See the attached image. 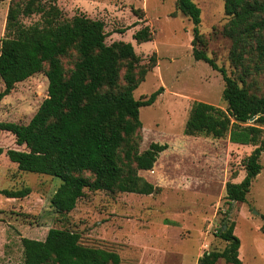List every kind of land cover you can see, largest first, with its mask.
Wrapping results in <instances>:
<instances>
[{
  "label": "rangeland",
  "instance_id": "rangeland-1",
  "mask_svg": "<svg viewBox=\"0 0 264 264\" xmlns=\"http://www.w3.org/2000/svg\"><path fill=\"white\" fill-rule=\"evenodd\" d=\"M9 1L0 0V44L6 36L12 37L5 30ZM38 2L47 5L50 0ZM193 2L201 12L199 48L251 93L264 95V55L254 50L255 40L244 45L242 66L235 67L230 60L233 40L225 31L229 18L223 1ZM55 4L66 19L81 13L102 21L107 45L115 41L132 45L138 65L146 70L133 91L135 99H144L160 87L162 91L153 104L139 109L141 129L133 174L122 179L114 192L85 190L66 215L50 207V198L61 183L58 178L18 171L16 164L0 155V190L30 189L21 199L0 194V264H23L21 239L43 240L50 228L76 232L83 246L117 253L120 264H198L204 252L221 251L225 242L216 231L229 208L225 184L243 179V160L253 146L230 143L227 137L183 133L194 102L226 107L221 75L192 57V23L176 10V0H56ZM39 21L37 13L20 17L25 26ZM144 26L152 38L138 43L132 34ZM76 59L73 50L61 58L66 73ZM46 70L44 65L42 72L16 84L1 99L0 122L30 121L47 97ZM0 147L23 150L8 132L0 133ZM259 163L262 168L246 201L232 202L228 213L240 241L242 264H264L260 231L264 152ZM138 179L140 190L135 188ZM216 264L225 263L218 260Z\"/></svg>",
  "mask_w": 264,
  "mask_h": 264
},
{
  "label": "trees",
  "instance_id": "trees-1",
  "mask_svg": "<svg viewBox=\"0 0 264 264\" xmlns=\"http://www.w3.org/2000/svg\"><path fill=\"white\" fill-rule=\"evenodd\" d=\"M229 18L226 34L233 40L230 60L237 68L244 60V45L255 40L254 50L264 55V0H222ZM50 0H10L5 30L12 33L0 44L1 99L14 86L47 65V97L27 124L0 122V133L14 137L19 149L0 147V155L16 164L17 170L58 178L60 185L50 198V207L60 216L70 213L84 191L114 192L120 181L134 172L141 129L139 109L153 104L160 87L144 99L133 91L143 80L142 68L130 43L115 41L107 45L104 24L84 14L70 19ZM176 10L192 23L191 54L217 71L224 87L221 98L225 109L194 102L184 124L187 136L227 137L230 143L253 146L243 160L245 175L239 183L227 182L228 205L244 203L252 181L259 174V159L264 152V95L251 93L227 74L204 49L199 48L200 8L193 0H176ZM33 13L40 21L25 26L20 17ZM123 33V30L120 31ZM148 26L132 34L138 43L150 41ZM73 50L77 59L66 73L61 58ZM122 71V72H121ZM83 174H86L84 176ZM236 175L232 174V178ZM141 180L135 188L140 190ZM30 193L0 190L5 198L21 199ZM224 214L216 236L225 242L221 251L204 252L198 264H242L238 258L240 241L234 234L235 223ZM260 231L264 236V217ZM224 227V229H223ZM23 264H120L117 253L86 247L78 233L50 228L43 240L21 239Z\"/></svg>",
  "mask_w": 264,
  "mask_h": 264
},
{
  "label": "crops",
  "instance_id": "crops-1",
  "mask_svg": "<svg viewBox=\"0 0 264 264\" xmlns=\"http://www.w3.org/2000/svg\"><path fill=\"white\" fill-rule=\"evenodd\" d=\"M237 183H239V182H237ZM234 230H235V227H234ZM234 232V231H233ZM240 256H239V249H238V258H239ZM240 259V258H239ZM241 260V259H240Z\"/></svg>",
  "mask_w": 264,
  "mask_h": 264
},
{
  "label": "water",
  "instance_id": "water-1",
  "mask_svg": "<svg viewBox=\"0 0 264 264\" xmlns=\"http://www.w3.org/2000/svg\"><path fill=\"white\" fill-rule=\"evenodd\" d=\"M223 229H224V227H223Z\"/></svg>",
  "mask_w": 264,
  "mask_h": 264
}]
</instances>
